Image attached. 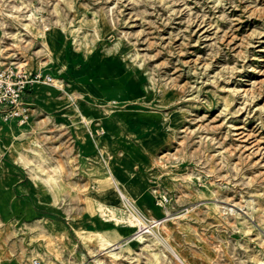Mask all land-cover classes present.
Returning <instances> with one entry per match:
<instances>
[{"label":"rangeland","instance_id":"374dc122","mask_svg":"<svg viewBox=\"0 0 264 264\" xmlns=\"http://www.w3.org/2000/svg\"><path fill=\"white\" fill-rule=\"evenodd\" d=\"M0 4L52 77L0 120V264H264V0Z\"/></svg>","mask_w":264,"mask_h":264},{"label":"built area","instance_id":"2783aa9c","mask_svg":"<svg viewBox=\"0 0 264 264\" xmlns=\"http://www.w3.org/2000/svg\"><path fill=\"white\" fill-rule=\"evenodd\" d=\"M52 81L43 71H30L16 62L5 61L0 53V119L6 123L28 125L32 118V102L29 96L41 82ZM98 127L96 135H103Z\"/></svg>","mask_w":264,"mask_h":264},{"label":"bare ground","instance_id":"6f19581e","mask_svg":"<svg viewBox=\"0 0 264 264\" xmlns=\"http://www.w3.org/2000/svg\"><path fill=\"white\" fill-rule=\"evenodd\" d=\"M12 3V2H11ZM21 4V3H20ZM13 5V4H12ZM21 6H22V4H21ZM20 6V7H21ZM15 7V6H14ZM29 8V7H28ZM24 9V8H23ZM27 9V8H26ZM19 10V9H18ZM31 12L29 13V19H30V21H31V23H34V16H33V11L32 10H30ZM16 13V12H15ZM4 14H7V15H10V16H12L13 18H14V20L15 21H18V22H21V20L19 19V18H17L13 13H9V12H7V10H4L3 8H2V6H1V4H0V50H8V49H10V46L8 45V44H5L4 43V41H5V39L10 35V32L8 31V29H7V24H6V21L5 20H3V19H1V16L3 17V15ZM21 14V13H20ZM9 18V17H8ZM43 20V19H42ZM25 22V21H24ZM21 24L24 26V28L26 29V30H29V31H31V32H33L32 31V29H31V27L29 26V24H27V23H23V22H21ZM40 31L38 32V34L37 35H39L40 37H41V39H40V42H41V45H42V48H43V50H44V52L48 55V57H49V59H51L52 58V53H53V51H52V53H51V50H50V48H51V46H50V41H52V42H54V40L51 38V35L49 36L48 35V32H47V30H46V26H43V28L42 29H39ZM18 39H13L11 42L14 44V45H17L18 46V41H21V40H23L21 37H19V36H16ZM19 47V46H18ZM2 54V53H1ZM29 61L31 60V58L30 59H28ZM28 61V62H29ZM28 62L27 63H24V64H26V65H28ZM45 62H41V64H44ZM40 64V65H41ZM55 83H56V85H63L64 84V82L62 81V80H55ZM38 85V84H37ZM37 85H36V87H35V89H37ZM78 94V92H74V94L73 95H77ZM15 131H16V128H10V129H7L6 130V134H14L15 133ZM75 131H76V133L78 134V135H81V130H79V129H75ZM28 135H31V133H27ZM123 191V190H122ZM148 218V220H146V219H144V218H142V217H139V216H137L136 214L134 215V214H132V216H131V218H130V223H132V224H136V225H138V226H140L141 227V229L139 230V231H141L140 233H139V239H143L144 238V236H145V234L143 233V232H145V231H151L152 232V230L154 229V228H156V229H158V230H160V231H165V226H166V224H165V221L164 220H160V219H158V218H149V217H147ZM229 221V220H228ZM145 229V230H144ZM138 233V232H137ZM100 242L102 243V244H106L107 242H109V240L107 239V237H106V235L105 234H101V236H100Z\"/></svg>","mask_w":264,"mask_h":264},{"label":"crops","instance_id":"0c3cea01","mask_svg":"<svg viewBox=\"0 0 264 264\" xmlns=\"http://www.w3.org/2000/svg\"><path fill=\"white\" fill-rule=\"evenodd\" d=\"M36 87V86H35ZM37 97H38V95H37V93H36V89H34L33 90V93L29 96V100H30V102H32V118H31V120H30V122H29V124L28 125H25V126H22V127H28V126H30V124H31V121H32V119H33V116H34V114H35V110H36V107H37V105H36V103H34V101L35 100H37ZM1 120V119H0ZM2 121V120H1ZM3 122V121H2ZM4 123H6V122H4ZM7 124H16V123H7ZM16 125H18V124H16Z\"/></svg>","mask_w":264,"mask_h":264}]
</instances>
